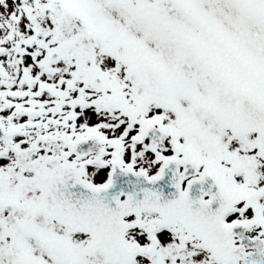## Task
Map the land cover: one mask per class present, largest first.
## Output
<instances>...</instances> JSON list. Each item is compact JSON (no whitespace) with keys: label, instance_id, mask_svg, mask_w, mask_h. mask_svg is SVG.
<instances>
[{"label":"snow or ice","instance_id":"obj_1","mask_svg":"<svg viewBox=\"0 0 264 264\" xmlns=\"http://www.w3.org/2000/svg\"><path fill=\"white\" fill-rule=\"evenodd\" d=\"M0 264H264V0H0Z\"/></svg>","mask_w":264,"mask_h":264}]
</instances>
